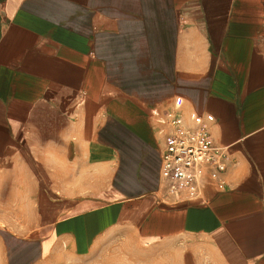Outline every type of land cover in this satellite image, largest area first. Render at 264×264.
<instances>
[{"label": "crops", "instance_id": "crops-1", "mask_svg": "<svg viewBox=\"0 0 264 264\" xmlns=\"http://www.w3.org/2000/svg\"><path fill=\"white\" fill-rule=\"evenodd\" d=\"M172 112L227 152L195 199ZM0 205L5 264H264V0H0Z\"/></svg>", "mask_w": 264, "mask_h": 264}, {"label": "built area", "instance_id": "built-area-1", "mask_svg": "<svg viewBox=\"0 0 264 264\" xmlns=\"http://www.w3.org/2000/svg\"><path fill=\"white\" fill-rule=\"evenodd\" d=\"M168 117L162 175L170 193L187 192L190 198H198L204 182L226 170L227 152L215 143L207 126L189 128L179 115L172 112Z\"/></svg>", "mask_w": 264, "mask_h": 264}, {"label": "rangeland", "instance_id": "rangeland-1", "mask_svg": "<svg viewBox=\"0 0 264 264\" xmlns=\"http://www.w3.org/2000/svg\"><path fill=\"white\" fill-rule=\"evenodd\" d=\"M20 209L21 208L9 207V206L3 207L2 205H0V235L2 236L4 235V233L2 232L3 228L17 230L20 226H22V229H24L34 223L33 219L36 218L35 208H32L33 211L31 210V208H27L26 214L23 213L22 215H20L19 212ZM27 233L29 232H26L25 234ZM117 240H119L117 236L116 237L113 236L112 238H107L102 240L100 246H98L97 248V252L99 253L96 256V262L94 261L95 259L92 256L90 258L76 259L70 255H66V256H61L59 259L56 258V260L53 262H44L42 264H112L108 262L107 259L109 260L108 257L110 256V252H113L115 248L117 249L121 246L120 245L121 242H117ZM0 264H5L1 243H0Z\"/></svg>", "mask_w": 264, "mask_h": 264}]
</instances>
